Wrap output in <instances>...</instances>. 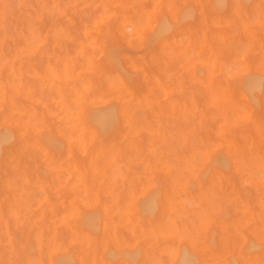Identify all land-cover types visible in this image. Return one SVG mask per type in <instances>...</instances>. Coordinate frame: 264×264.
<instances>
[{
    "label": "bare ground",
    "instance_id": "1",
    "mask_svg": "<svg viewBox=\"0 0 264 264\" xmlns=\"http://www.w3.org/2000/svg\"><path fill=\"white\" fill-rule=\"evenodd\" d=\"M93 1L0 0V264H264V35L198 60L172 31L212 1L115 28Z\"/></svg>",
    "mask_w": 264,
    "mask_h": 264
},
{
    "label": "rangeland",
    "instance_id": "2",
    "mask_svg": "<svg viewBox=\"0 0 264 264\" xmlns=\"http://www.w3.org/2000/svg\"><path fill=\"white\" fill-rule=\"evenodd\" d=\"M99 2L98 3H96L97 2V0L93 3V6L94 7H97L98 9H100L99 11L98 10H96L97 12H100L101 11V5H102V2H106V3H108V5H107V13H106V15L107 16H110L111 17V20H112V22H111V24L110 25H112V23H113V27L115 28L116 26H118V25H120L121 23H122V21H123V18L125 17V16H133L131 13H133V12H143V14L144 13H148V12H151V11H153L154 9H156V12H164L165 14H166V9H167V7H168V5L169 4H171V5H174V6H176V8H178V9H182V8H185V7H187L188 5H189V3H190V6H196L197 4V6H204V4L206 5L207 4V2L208 1H212L213 3H215L216 1L215 0H205V1H207V2H205L204 3V0H123V2L121 1V0H98ZM120 1V2H119ZM197 2V4H196V2ZM226 1V3H228L227 1H229V6L226 8L227 9V12H223V11H225V10H221V11H217V7L213 4V3H209L210 4V6H211V8L212 9H210V8H206V10L204 9V13H205V15H203V13H202V10L200 9V8H198L197 10L198 11H196V13H198V14H196V15H194L195 16V18L193 17V18H191V19H189L188 20V18H184L183 19V21H180V23H179V25L174 29V30H176V31H172V34L173 35H176V36H174V37H176V41H180L181 39H183V36H184V40H186V38H187V36L188 35H190V38H191V43L193 44V47H192V49H191V51L192 50H194V51H192L191 52V55L194 57V58H198V60L200 59H205L206 57H210V54L211 53H222L223 52V48H225L226 46L229 48L230 47V45H231V47H233V48H235L236 46H238L237 48L238 49H240V48H242V50L244 49V47H245V49L246 48H250V50H252L253 52L255 51V49H254V45H255V43L254 42H252V40H251V38L250 37H252V36H254V35H258V34H260V35H258V36H260L261 37V35H264V0H224V2ZM241 1V2H240ZM243 1H245V2H243ZM249 3H248V2ZM243 2V6H242V3ZM123 3V4H122ZM176 3V4H175ZM179 3L181 4L180 6H181V8H180V6H179ZM188 4V5H187ZM213 4V5H212ZM182 5H184L185 7H182ZM134 6H137L139 9H141V10H139L138 8H135ZM163 6V7H162ZM214 6V7H213ZM119 7V10L117 9ZM163 9H162V8ZM246 8V9H245ZM115 9V10H114ZM138 9V10H137ZM214 9V10H213ZM118 10V11H117ZM162 10V11H161ZM213 10V11H212ZM115 11H117V13L115 12ZM129 11H131V13L129 12ZM214 11H217V12H219L218 14H221L220 16H218V15H216L217 14V12H214ZM246 11V12H245ZM123 12V13H122ZM208 12V13H207ZM222 12V13H221ZM164 13H162V14H164ZM207 13V14H206ZM213 13H216V14H213ZM198 16H199V18H198ZM244 18V19H243ZM235 19H237V22H236V20ZM248 19V20H247ZM251 19V20H250ZM185 20H188V21H185ZM191 20V21H190ZM182 22H183V24H182ZM189 27H191V29H189ZM209 27V28H208ZM210 28H211V30L213 29V31H212V33H209V30H210ZM255 28H257V29H255ZM260 28H261V30H260ZM130 28H128V29H126V32L127 33H129L130 32V30H129ZM196 29H197V32H196ZM214 30H216V32H214ZM259 32H261V33H259ZM227 33V34H226ZM258 33V34H257ZM237 34H238V36H237ZM200 35V36H199ZM239 35H241V38H240V40H238L239 39ZM242 36L244 37V38H242ZM205 37V40H203V38ZM235 37H237L236 38V43H234L233 41H235ZM118 38V40H120V41H122V39L120 38V37H117ZM245 38H246V40H245ZM244 40V43L242 42ZM10 41H11V39H10ZM239 43H238V42ZM123 43H124V41H122ZM250 42V43H249ZM234 43V44H233ZM125 45V44H124ZM218 45V46H217ZM235 45V46H234ZM124 47V46H123ZM230 47V48H231ZM240 47V48H239ZM215 48V49H214ZM227 48V51H230L229 49ZM232 48V50L230 51V52H232L234 49ZM123 49H125V47L123 48ZM236 49V48H235ZM222 50V51H221ZM125 51V50H124ZM126 51H129L128 49L126 50ZM227 51H226V53H227ZM166 52H169V53H171V51L170 50H166ZM234 52V51H233ZM256 52L258 53L259 51H257L256 50ZM242 53V52H241ZM224 54V53H223ZM41 57V55H38L37 57L36 56H34L33 57V59H34V62L36 61V60H38V59H40V57ZM41 58H43L42 59V61L43 62H46V60L45 59H47V56L46 57H41ZM196 58V59H197ZM258 59L259 58H255V60L256 61H258ZM32 61V60H31ZM242 58H236V60H235V62L233 63V64H229V66H230V68H237V66H240L241 65V63H242ZM161 62H163V63H165L166 61H164V58H162L161 59ZM232 62V61H231ZM172 65V64H174L175 65V63H174V60H172V59H169L168 60V64L166 65V69H167V67L168 66H170V65ZM236 64V65H235ZM177 66V65H176ZM179 67V66H178ZM171 68V67H170ZM172 68H174L173 67V65H172ZM179 69V68H178ZM175 70L177 71V68H175ZM167 71H170L169 70V68H168V70ZM176 71H173V69L171 70V73H175ZM179 71V70H178ZM163 79V77L161 76V78H160V80L161 81H163L162 80ZM42 89H43V93H44V96H43V98H44V100L46 99V98H49L50 99V95H49V93H50V91L47 89V88H43L42 87ZM46 93V94H45ZM46 96V97H45ZM258 96H259V101L261 102V101H263L264 100V93L262 92V93H258ZM171 100H173V99H171ZM49 102V103H48ZM45 104H46V107H47V111L49 112V113H54V112H56L55 111V109H56V106H55V104L50 100H46V102H45ZM49 105H50V108H48L49 107ZM54 106V107H51V106ZM208 110H210L209 108H208ZM212 110V109H211ZM207 111V110H206ZM206 111H205V113H206ZM214 111V110H213ZM213 111H211V114H213ZM176 112V111H175ZM209 112V111H208ZM211 114H209L208 113V116L207 117H210V116H212ZM215 114V113H214ZM205 115H207V114H205ZM47 116V117H46ZM175 116V118H176V123H178V124H180V122L182 123L183 121L182 120H180V119H177V112H176V114L174 115ZM192 117H193V115H192ZM191 117V118H192ZM214 117L216 118V114L214 115ZM194 119H195V117H193ZM46 119H48V120H46ZM178 120L180 121V122H178ZM49 123H48V122ZM192 121H194V120H189L188 121V123L190 122V125L191 126H189V127H191V129H192V131H195L196 132V130H199V131H201V130H203L202 132H199V131H197V134L199 133V134H202L203 132L205 133V132H208L209 131V134L211 133V130L210 129H206V126L203 124V125H201V124H198V122H196L197 123V125L198 126H192ZM196 121V120H195ZM45 122H46V125H47V123H48V125L47 126H49L50 124V126H52V127H50L49 126V128H53V125H54V128L53 129H55L56 128V123H55V121L50 117V116H48L47 114H45ZM195 123V124H196ZM188 125L189 124H187V125H185L184 124V126H186V127H188ZM194 125V124H193ZM177 126H179V125H177ZM180 126H182V124H180ZM179 126V127H180ZM205 126V128H203ZM245 128H244V131H248V132H250L251 133V135H252V131H251V129L249 128V127H247V126H244ZM242 129H243V127H241ZM175 129H176V127H175ZM233 131V133L235 132L234 130H232ZM232 131H231V133H232ZM0 132H1V128H0ZM206 134V133H205ZM213 134V135H212ZM212 136L213 137H211V135H209V136H207L208 137V139L210 138L211 140L213 139V140H215V144H219V140L217 139V137H215L217 134H216V132H215V130L214 131H212ZM203 135V134H202ZM253 136V135H252ZM263 138H264V136H263ZM254 139H255V142L256 143H261L260 141H259V139H257V136H255L254 137ZM211 140H209V142H211V143H213V141H211ZM218 140V141H217ZM151 143H153V144H150V147H147L148 149H154L155 147H153L152 148V145H154V146H156L157 147V142L156 141H151ZM146 148V149H147ZM146 152V151H145ZM146 156H148L147 154V152L146 153H144ZM149 157V156H148ZM151 157V156H150ZM147 158V157H146ZM148 159V158H147ZM0 170H1V163H0ZM157 172V171H156ZM158 174H160V173H158ZM48 176H52L51 174L50 175H48ZM55 182H56V180H55ZM233 182L234 181H232V182H227V183H225L224 184V187L223 186H220L219 184H217V185H215V187H216V190H217V193H216V195L214 196V198H216V200L218 199V197H220V196H222V192H224V190L225 189H227L226 191H228L225 195V201L226 202H228L227 204L229 205L230 203H232L233 205H235L236 207H237V209H240L241 208V206H242V204H245V205H248L249 204V206L250 207H252L251 205L255 202V200H256V198H254V197H256L255 195L258 193L259 194V192L258 191H260L259 189L260 188H258L257 186L255 187H253L252 188V191H254L253 192V196L251 195V193L252 192H250V191H247V192H244L243 190L241 191V189L243 188V187H246L247 186V188L250 186L249 184L250 183H248V182H246L245 180H242V181H240V182H237L235 185H233ZM231 184L233 185V186H231ZM227 185H228V187H229V189H228V187H227ZM237 185H238V187H237ZM245 185V186H244ZM231 186V187H230ZM218 187V188H217ZM223 187V189H222V192L220 193L219 192V188H222ZM227 187V188H226ZM238 188V190H240L241 192H242V195L243 196H245V195H247L246 196V198L248 197V195L250 196V197H248L249 198V200H248V203H247V200H245V198H243L244 199V202H243V200H242V198H240L239 197V195L237 194V192H239V194H241L240 193V191H235L236 190V188ZM251 190V189H250ZM258 190V191H257ZM256 191H257V193H256ZM234 193H236L234 196H233V194ZM261 193V192H260ZM42 194H40L39 196H41ZM230 195H232V196H230ZM43 196H44V194H43ZM42 196V197H43ZM223 196H224V194H223ZM241 196V195H240ZM229 197H232V198H229ZM242 197V196H241ZM221 198V197H220ZM220 198H219V201H220ZM224 198L222 197V199L221 200H223ZM229 200V201H228ZM250 200H254L253 202H251ZM249 201H250V203H252L251 205H250V203H249ZM222 203H224V204H226L225 202H224V200L223 201H221ZM226 204V205H227ZM255 204V203H254ZM253 204V205H254ZM240 208H239V207ZM229 207H231L230 209H232V206L231 205H229ZM33 210H35V209H37V208H32ZM233 209H235V208H233ZM249 209H251V208H249ZM32 210V211H33ZM252 210V209H251ZM254 210V209H253ZM34 211L31 213V218H32V220L34 219L35 220V216H36V214L34 213ZM253 213L256 215V216H258L259 214H258V212H256V211H253ZM30 218V219H31ZM238 218L240 219V218H242V216H241V214H239V216H238ZM245 220V219H244ZM259 220V219H258ZM251 223V222H250ZM256 222H254V224H255ZM263 223V221L262 220H259V223H256L255 225H254V227L255 228H258L261 232H263L264 231V229H263V227H264V225H261ZM259 224V225H258ZM264 224V223H263ZM261 225V226H260ZM251 226H253V225H251ZM258 226H260V227H258ZM44 230V229H43ZM47 230V232L49 231L48 229H46ZM46 230H45V232H46ZM44 232V233H45ZM46 232V233H47ZM49 232H51V231H49ZM49 232L47 233V234H49ZM52 234V233H51ZM50 235V234H49ZM3 246H1L0 247V249L2 248ZM4 251H6V249L5 248H2ZM2 250V251H3ZM1 252V251H0ZM5 253V252H4Z\"/></svg>",
    "mask_w": 264,
    "mask_h": 264
}]
</instances>
